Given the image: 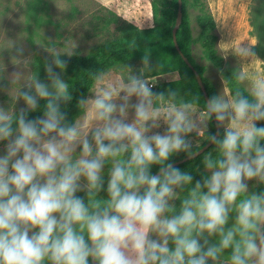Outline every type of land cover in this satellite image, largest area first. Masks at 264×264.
<instances>
[{
	"label": "clouds",
	"instance_id": "9594fccd",
	"mask_svg": "<svg viewBox=\"0 0 264 264\" xmlns=\"http://www.w3.org/2000/svg\"><path fill=\"white\" fill-rule=\"evenodd\" d=\"M67 66L0 104V264H264V77L198 117L137 75L97 77L69 119ZM206 143L202 171L179 166Z\"/></svg>",
	"mask_w": 264,
	"mask_h": 264
},
{
	"label": "rangeland",
	"instance_id": "374dc122",
	"mask_svg": "<svg viewBox=\"0 0 264 264\" xmlns=\"http://www.w3.org/2000/svg\"><path fill=\"white\" fill-rule=\"evenodd\" d=\"M205 2L209 9L210 3L216 4V0ZM246 2L247 19L257 41L253 49L255 55H229L218 49L226 63L236 66L239 75L247 76L241 82L247 89L252 78L264 77V0ZM110 14L133 22L140 28L153 24L149 0H0V104H12L15 88L22 86L33 74L36 58L52 63L56 53L69 54L78 50L85 54L94 45L118 36L116 25L107 22ZM194 15L195 11L190 10V28L196 36L199 29ZM168 56L169 53L163 56L150 54L144 59H136L101 73L98 77L115 81L121 77L126 80L132 74L153 82L177 81L179 75L176 71L151 75V67L157 61L165 63ZM195 59L204 65V76L214 86L215 95H223L228 87L222 78L221 68L198 56ZM17 74H20L19 79H16ZM95 83L96 80L86 97L93 95ZM193 109L198 117L202 109L197 106H193ZM249 184L251 187L257 182L250 181Z\"/></svg>",
	"mask_w": 264,
	"mask_h": 264
},
{
	"label": "trees",
	"instance_id": "16d2710c",
	"mask_svg": "<svg viewBox=\"0 0 264 264\" xmlns=\"http://www.w3.org/2000/svg\"><path fill=\"white\" fill-rule=\"evenodd\" d=\"M153 24L149 27L140 28L133 22L123 20L114 14H110L107 21L116 25L119 35L107 41L94 45L90 50L82 54L75 50L69 54L56 53L62 60L68 61V66L63 72V78L69 83V91L73 94V101L69 105V119L79 116L82 111L76 107V100L87 96L96 78L104 72L116 69L120 65L136 59H144L150 54L163 56L169 53L165 63L157 61L151 67V75H159L166 72L176 71L179 75L177 81L155 82L153 91L163 92L167 98L168 92L176 93V103L187 102L192 106L203 109L202 100L204 94L198 86L194 71L201 76L207 96L215 95L214 86L205 78V67L196 61V56L210 62L215 67L221 68V75L229 90L239 89L247 95V89L237 80L238 69L234 65L226 63L224 58L218 53L216 25L213 15L210 12L205 0H182V20L176 31V41L180 52L190 62L189 67L181 55L175 49L172 40V28L175 23V16L178 9V0H149ZM190 10L195 11V21L198 26V34H192L189 16ZM48 63L46 59L36 58L33 63V73H38L40 79L45 78L44 66ZM60 71L59 69H56ZM148 76V75H147ZM157 107L160 105L157 103ZM264 125V122H259ZM208 129L214 134V121H208ZM221 130H219L220 133ZM198 140L195 135L191 137ZM212 145L206 148L195 159H189L179 164L182 169L202 171L201 158L203 154L212 149ZM180 154L176 159L183 158ZM261 186L256 185L259 191Z\"/></svg>",
	"mask_w": 264,
	"mask_h": 264
},
{
	"label": "crops",
	"instance_id": "0c3cea01",
	"mask_svg": "<svg viewBox=\"0 0 264 264\" xmlns=\"http://www.w3.org/2000/svg\"><path fill=\"white\" fill-rule=\"evenodd\" d=\"M247 6L246 0H216V4L210 3L218 36V53L220 49L222 53L237 55L239 46H248L253 49L256 47L257 41L252 34L250 21L247 19Z\"/></svg>",
	"mask_w": 264,
	"mask_h": 264
},
{
	"label": "water",
	"instance_id": "95a60500",
	"mask_svg": "<svg viewBox=\"0 0 264 264\" xmlns=\"http://www.w3.org/2000/svg\"><path fill=\"white\" fill-rule=\"evenodd\" d=\"M181 6H182V0H178L177 14H176V16H175V17H176V18H175V23H174V26H173V28H172V40H173V44H174L175 49H176V50L178 51V53L181 55V57H182V59L184 60V62H185L189 67H192L191 64H190V62L188 61V59H187L185 56H183V54L180 52L179 47H178V44H177V41H176V31H177L178 27L180 26V23H181V20H182V17H181V16H182ZM193 71H194V74H195V77H196L197 83L199 84L198 86H200V88H201V90H202V92H203V94H204V97L207 96L206 91H205L204 86H203V82H202L201 76H200L199 73L196 72L195 70H193ZM213 121H214V120H213ZM214 124H215V122H214ZM214 134H219V129H217L216 126H215V133H214ZM210 145H211V144L206 143V144L204 145V147L201 148L200 153H202V152H203L206 148H208ZM200 153H199V154H200ZM186 160H189V159L183 157V158L179 159L178 161H179V164H180V163H182V162H184V161H186Z\"/></svg>",
	"mask_w": 264,
	"mask_h": 264
},
{
	"label": "built area",
	"instance_id": "2783aa9c",
	"mask_svg": "<svg viewBox=\"0 0 264 264\" xmlns=\"http://www.w3.org/2000/svg\"><path fill=\"white\" fill-rule=\"evenodd\" d=\"M147 82H148L150 85H152V86H154V84H155V82L151 81L150 79H147Z\"/></svg>",
	"mask_w": 264,
	"mask_h": 264
}]
</instances>
